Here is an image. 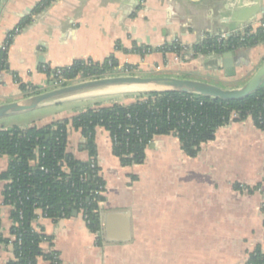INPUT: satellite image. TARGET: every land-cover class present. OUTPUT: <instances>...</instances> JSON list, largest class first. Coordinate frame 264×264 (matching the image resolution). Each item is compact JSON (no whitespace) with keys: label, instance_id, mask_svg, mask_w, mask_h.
Here are the masks:
<instances>
[{"label":"crops","instance_id":"0c3cea01","mask_svg":"<svg viewBox=\"0 0 264 264\" xmlns=\"http://www.w3.org/2000/svg\"><path fill=\"white\" fill-rule=\"evenodd\" d=\"M42 1L0 2V49L9 34L30 19L6 49L0 105L41 91L48 80L45 69L66 68L75 61L113 59L117 66L133 67L136 75L199 80L224 89L243 86L264 62V43L235 49L234 64L226 69L209 66L216 54L195 52L181 59L160 51L173 44L192 48L204 37L242 29L255 33L264 25V0H52L34 13ZM137 96H73L0 119V129L43 127L87 109L127 106ZM66 104L79 106L23 126L3 124ZM83 145L80 132L69 128L66 153L87 163L91 157ZM95 146L94 159L105 183L99 205L100 245H94L96 236L80 214L53 222L37 211L32 222L36 232L52 238L41 248L57 252L59 264H245L256 247L264 250V130L251 119L219 128L196 158L186 157L172 136L155 137L137 166L120 165L103 128L96 129ZM8 163V157H0V173ZM5 186L0 181V233L10 239L12 208L2 204ZM254 187L259 190L247 191ZM12 259V245L0 244V264ZM37 264L51 263L39 259Z\"/></svg>","mask_w":264,"mask_h":264},{"label":"trees","instance_id":"16d2710c","mask_svg":"<svg viewBox=\"0 0 264 264\" xmlns=\"http://www.w3.org/2000/svg\"><path fill=\"white\" fill-rule=\"evenodd\" d=\"M51 1H42L34 13L41 12ZM29 23L30 19L23 20L18 29ZM13 36L11 33L7 37L6 47ZM260 43H264L261 27L243 43L233 37L223 49L217 50L214 39L209 38L195 46V51L203 55L209 52L221 55ZM179 49V45L173 44L160 51L178 53ZM6 52L0 51V70L5 68ZM113 67H117L113 59L103 63L75 61L62 71L68 80L79 74L83 79H90L103 76ZM45 73L49 75V69H45ZM20 88L24 90L25 86L20 85ZM248 118L257 129L264 130V85L237 101L180 93H150L138 95L136 101L127 106L114 104L87 109L43 127L0 129V157L9 158L6 170L0 173V181L6 182L2 204L12 207L10 239L0 233V244H11L13 248V259L6 264H37L39 259L51 261L54 255L58 256L57 252L45 253L41 248L45 242L51 244L52 238L32 228L37 210L42 212L43 218L53 222L71 218L73 211L83 212L87 230L91 234L100 233L99 205L104 201L105 183L100 176H93L88 162H79L66 153L69 128L80 132L85 140L83 146L92 158L96 155V129L103 128L110 136L112 154L122 167H128L143 164L145 150L155 137L176 138L186 157L196 158L201 146L214 140L219 128ZM32 162L36 164L31 165ZM258 188L247 191L252 193ZM261 211L264 216V202ZM100 241L98 238V246ZM245 264H264V250L256 247Z\"/></svg>","mask_w":264,"mask_h":264},{"label":"water","instance_id":"95a60500","mask_svg":"<svg viewBox=\"0 0 264 264\" xmlns=\"http://www.w3.org/2000/svg\"><path fill=\"white\" fill-rule=\"evenodd\" d=\"M28 12H30V9ZM234 57V52L214 55L209 66L220 69L231 68L234 64ZM40 63H42V59H40ZM262 85H264V62L251 78L237 89H224L204 81L175 77H144L138 75L104 77L66 85L29 96L21 101L0 105V119L30 112L45 104L59 102L73 96H91L100 93H135L138 95L150 93H180L229 102L241 100L254 94ZM130 88L151 89H147L146 91L127 90ZM76 216L77 212L73 211L72 217ZM110 238H112L111 233H108L107 239L110 240ZM124 239L125 237L121 238L123 241Z\"/></svg>","mask_w":264,"mask_h":264},{"label":"built area","instance_id":"2783aa9c","mask_svg":"<svg viewBox=\"0 0 264 264\" xmlns=\"http://www.w3.org/2000/svg\"><path fill=\"white\" fill-rule=\"evenodd\" d=\"M261 28L264 29V25H262ZM19 31L20 30L18 28H16L14 30L13 35L18 34ZM252 34H254L252 30H250V29H242V30H240L238 32H235V33L231 34V35L222 34V35H219V36H216V37H204V39L202 40V42L200 44H202L204 41H206V39L211 38V39H214L216 49L217 50H221V49H223L226 46V44L228 43L230 38H233V37L234 38H238L239 42L243 43L245 41V39L248 38ZM179 48H180L179 52L176 53V54H178V57L181 58V59H183L188 53H195L196 52L195 51V47L191 48V47H188V46L179 45ZM6 49H7L6 45H2L0 51L4 52V51H6ZM150 52L151 51L147 50L146 54H149ZM211 54H213V52L212 53L211 52L208 53V55H211ZM135 74H136L135 73V69L133 67H130V66H117V67H113L110 71H107L103 76H101L99 78L113 77V76H129V75H135ZM92 79H98V78L83 79L82 75L79 74L73 80H68V79H65L63 77L62 69H53V70L50 71V74L48 75V80L46 81V84L43 87L44 89H42L41 91L40 90L39 91L38 90H33V91L30 92V96L39 94V93L44 92V91L57 89V88H60V87H64L66 85H71V84H75V83H79V82H83V81H88V80H92ZM231 123L232 122H230L229 124H231ZM83 140H84V138H83ZM84 142H85V140H84ZM32 163H34V165L36 164L35 162H32ZM88 163H89V167H90V170H91L93 176L94 177H98L99 176V171H98V167L96 165L95 159L91 157L90 160L88 161ZM37 211L40 212L41 217H42V212L40 210H37ZM78 214L81 215V217H82V219H83V221L85 223V218L83 216V212H81V213L77 212V216H78ZM85 225H86V223H85ZM95 236H96V239L94 240V245L97 246V239L100 238L99 233L95 234ZM58 260H59V257L54 255L53 259L51 261H49V262L51 264H56V261H58Z\"/></svg>","mask_w":264,"mask_h":264},{"label":"rangeland","instance_id":"374dc122","mask_svg":"<svg viewBox=\"0 0 264 264\" xmlns=\"http://www.w3.org/2000/svg\"><path fill=\"white\" fill-rule=\"evenodd\" d=\"M138 76H141V75H138ZM158 76H161V75H145L144 77H158ZM78 106H79L78 104H66V105L61 106L60 110L57 109L58 107H52V108H48V109L34 111V112H31L28 114H24L21 116H17V117L5 120L3 122V124L6 126L7 125L23 126V125L31 123L32 121H36L38 119H43L55 111L69 110L73 107H78Z\"/></svg>","mask_w":264,"mask_h":264},{"label":"bare ground","instance_id":"6f19581e","mask_svg":"<svg viewBox=\"0 0 264 264\" xmlns=\"http://www.w3.org/2000/svg\"><path fill=\"white\" fill-rule=\"evenodd\" d=\"M147 89H151V88H130V89H127V90L146 91Z\"/></svg>","mask_w":264,"mask_h":264}]
</instances>
